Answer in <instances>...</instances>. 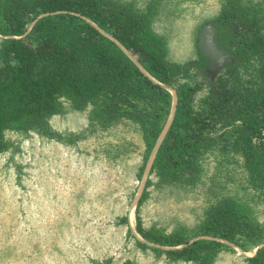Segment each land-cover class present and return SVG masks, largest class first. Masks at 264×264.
Segmentation results:
<instances>
[{
	"label": "rangeland",
	"instance_id": "rangeland-1",
	"mask_svg": "<svg viewBox=\"0 0 264 264\" xmlns=\"http://www.w3.org/2000/svg\"><path fill=\"white\" fill-rule=\"evenodd\" d=\"M114 1L149 12V35L173 68L172 84H161L170 95V117L150 146L135 122L103 121L102 99L79 108L61 97V112L48 118V130L6 129L7 148L0 152V264H251L264 248V189L249 183L242 157L231 146L238 121L203 149L193 184L172 182L152 168L178 94L186 91V109L200 112L233 63L229 53L222 56L212 45V23L225 0ZM241 2L257 14L264 35V0ZM36 21L22 37L53 33L50 24L34 31ZM99 30L112 54L158 84L148 65L131 59ZM11 38L0 30V48ZM252 68V63L240 67L242 77L248 79ZM149 99H141L138 110L146 111ZM225 202L259 229L256 238L237 245L203 235L206 212ZM138 226L188 244L206 240L221 246L206 248L194 260L181 259L169 252L184 244H155Z\"/></svg>",
	"mask_w": 264,
	"mask_h": 264
},
{
	"label": "trees",
	"instance_id": "trees-1",
	"mask_svg": "<svg viewBox=\"0 0 264 264\" xmlns=\"http://www.w3.org/2000/svg\"><path fill=\"white\" fill-rule=\"evenodd\" d=\"M41 15L47 17L38 19ZM35 20L34 31L50 24L53 33L37 40L22 37ZM148 24L149 12L114 0H0V30L13 37L0 48V152L7 148L6 129L48 130V118L61 112V97L79 108L102 99L103 121L135 122L152 146L170 113V95L161 84H172L173 68L163 60ZM99 29L137 62L148 65L158 84L112 54ZM212 42L233 59L227 76L217 79L200 112L186 109V91L185 96L178 94L173 123L152 168L172 182L193 184L201 171L198 159L203 149L238 121L231 146L242 157L249 183L264 189V35L257 14L250 13L241 0H225L212 23ZM249 63L253 70L247 79L240 67ZM148 98L146 111L138 110L139 101ZM137 228L155 244H184L169 252L181 259L194 260L206 248L221 246L206 240L188 244ZM259 233L230 203L214 204L206 212L205 236L239 245L240 239L253 240ZM249 261L264 264V248L257 249Z\"/></svg>",
	"mask_w": 264,
	"mask_h": 264
},
{
	"label": "water",
	"instance_id": "water-1",
	"mask_svg": "<svg viewBox=\"0 0 264 264\" xmlns=\"http://www.w3.org/2000/svg\"><path fill=\"white\" fill-rule=\"evenodd\" d=\"M212 45L214 46L215 51H217L218 53H220V54L222 55V52L218 51L213 43H212ZM203 49H204L206 52H209L208 49H205V48H203ZM222 56H223V55H222ZM168 117H170V113H169V116H168ZM168 119H169V118H168ZM168 119H167V120H168ZM256 251H257V250H256Z\"/></svg>",
	"mask_w": 264,
	"mask_h": 264
},
{
	"label": "bare ground",
	"instance_id": "bare-ground-1",
	"mask_svg": "<svg viewBox=\"0 0 264 264\" xmlns=\"http://www.w3.org/2000/svg\"><path fill=\"white\" fill-rule=\"evenodd\" d=\"M111 39V38H110ZM122 47V46H121ZM122 49H123V51H124V53H126L130 58H131V56L129 55V53L122 47ZM132 59V58H131Z\"/></svg>",
	"mask_w": 264,
	"mask_h": 264
}]
</instances>
